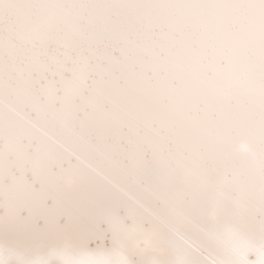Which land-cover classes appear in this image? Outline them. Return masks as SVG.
Segmentation results:
<instances>
[{"label":"snow or ice","instance_id":"obj_1","mask_svg":"<svg viewBox=\"0 0 264 264\" xmlns=\"http://www.w3.org/2000/svg\"><path fill=\"white\" fill-rule=\"evenodd\" d=\"M0 264H264V0H0Z\"/></svg>","mask_w":264,"mask_h":264}]
</instances>
